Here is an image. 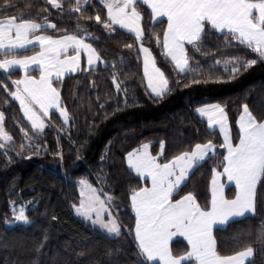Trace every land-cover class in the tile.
<instances>
[{"label": "trees", "instance_id": "16d2710c", "mask_svg": "<svg viewBox=\"0 0 264 264\" xmlns=\"http://www.w3.org/2000/svg\"><path fill=\"white\" fill-rule=\"evenodd\" d=\"M142 9L144 29L159 32L166 27L165 18H162L165 23H156L148 19L150 9L146 5H142ZM97 11L102 18L106 17V7L99 0H91L83 16L79 13L69 16L67 11L61 13L47 0H14L13 7L4 13H22L24 18L40 23L46 16L58 28L68 32L77 31L79 22L78 31L83 34L87 28L93 37L88 39L104 60L95 69L63 78L61 96L72 119L65 125L55 112L49 121L51 125L40 134L42 139L33 138V143L40 144L47 152L30 156L16 153L15 148L24 143L21 127H27L29 132L33 129L17 102L0 86L4 127L13 137L12 147L6 153L0 149V264H138L142 257L137 256L133 235L128 231L129 228L134 229V214L119 201H127L129 186H143L145 182L137 180L136 175L128 170L126 152L150 142L156 154L160 141H164L166 155L171 158L208 139L220 144V134L211 130L196 114V108L204 104L220 103L225 107L234 140L237 133L235 121L245 103L258 118L264 115V61L258 60L257 64L232 78L225 68V61H229V68L232 66V57L255 58V54H249V49L233 47L222 37L210 36L200 52L189 50L192 69L196 73L203 72L202 76H194L192 70L177 73L173 62L166 60L154 44L147 45L154 48L157 64L168 76L171 89L163 98H150L145 91L142 57L138 61L135 48L123 47L125 43H134L138 47L139 42L134 41L133 34L119 27L117 33H108L102 24L95 21ZM87 16L92 19L87 20ZM45 31L51 35L59 34L52 28H45ZM29 50H17V55ZM217 60L219 64L215 63ZM113 62L121 87L127 89V107L124 106L125 93L118 92L112 81ZM18 74L16 70L9 73L0 70V80L12 89L9 77ZM209 75L213 78L209 79ZM193 79L198 82L192 83ZM133 96L138 103H132ZM152 96L155 97L154 94ZM57 151L62 152V160L60 156L53 155ZM220 153H223L222 149L213 158H206L196 165L184 187L185 192L197 193L201 203L205 202V197L210 201L211 167L222 158ZM102 155L104 160H101ZM84 177L105 193L111 191L116 198L113 203L117 207L113 208V214L121 222V236L113 238L74 213L71 205L78 202L77 181ZM13 201L17 205L26 203V214L31 219L29 224L7 226L6 221L12 218ZM256 202L255 214L215 228L218 251L222 255L251 247L254 256L246 264H264V240L261 239L264 187L260 185ZM172 247L174 251H183L187 244L176 239Z\"/></svg>", "mask_w": 264, "mask_h": 264}, {"label": "snow or ice", "instance_id": "6c2138e0", "mask_svg": "<svg viewBox=\"0 0 264 264\" xmlns=\"http://www.w3.org/2000/svg\"><path fill=\"white\" fill-rule=\"evenodd\" d=\"M51 7L59 12L67 11L69 16L79 13L84 15L89 0H47ZM107 8L106 17L102 18L97 11L95 21L104 26L108 33H117L127 29L133 33L134 43H125V49L135 48L136 59H141L143 74L147 79L145 91L150 98H163L169 88V78L158 66L154 44L160 54L173 63L177 73H196L189 63V50L200 52L207 38L216 36L223 38L233 47H244L255 54V58H230L225 61L229 78L239 74L259 61H264V0H101ZM14 5V0H0V70L9 73L17 66L23 69L24 75L11 79L15 85L12 90L9 84L0 80L10 98L19 102L23 116L33 129L21 127L24 143L15 151L23 156L24 150L31 154L47 152L40 144L33 143V138H40L46 123L51 121L55 112L63 118L65 125L72 119L61 96L63 78L72 73L95 69L98 61L104 57L92 43L88 42L87 28L80 34L79 22L77 31L68 32L58 28L45 16L46 24L35 19H26L23 14L4 15ZM142 5L151 9L148 19L163 24L166 17V27L161 31H147L142 26L144 11ZM91 20V16L85 17ZM50 26L57 35L46 34L45 28ZM39 47L32 55L18 56L17 50ZM87 55V68L81 66V53ZM106 63V62H105ZM219 64L220 61H215ZM38 71L39 75H30ZM112 81L117 91H123L124 106L129 105L127 89L121 87L116 75L115 62L111 69ZM213 77L209 75V79ZM222 79L223 77H216ZM197 83L196 79L191 81ZM179 83V81H177ZM207 83V81H205ZM187 86V85H185ZM150 90V91H149ZM155 94V97L152 94ZM132 103H138L136 97H131ZM119 107V100H117ZM103 107V105H101ZM201 117H207L210 127L218 126L223 133V142L215 144L212 139L205 143H196L191 150L181 151L178 155L168 158L164 141H160V151L154 155L150 150V142L140 144L126 152L128 170L136 174L137 180H143V186L136 184L127 189V201L119 203L130 208L134 213V229L129 228L136 241L137 256L142 257L138 264H245V258L253 255L251 247L236 251L232 255H222L218 251L217 237L214 228L230 221L231 218L244 217L257 212V187H264V115L260 118L249 110L247 103L239 118L234 142L232 127L228 113L220 103L204 104L195 110ZM107 116V113H105ZM5 112L0 110V149L5 153L12 147V135L4 127ZM19 123V121H17ZM63 130V129H62ZM59 144V137H57ZM111 143V142H109ZM221 159L211 167V197H205L201 203L197 193L184 191L190 171L200 165L206 158L217 155ZM107 152V148L105 149ZM211 153V155H210ZM63 159L61 151L53 153ZM11 161V157H8ZM104 160V155L101 156ZM150 181V184L148 183ZM79 185L78 202L71 206L75 213L88 221L94 228L98 227L113 238L121 236V222L113 215L117 207L116 199L111 191L105 193L97 188L87 178L77 181ZM227 184L234 185L235 192L231 198L225 194ZM178 197V198H177ZM12 214L15 220L30 223L26 207L21 203L18 208L12 202ZM107 215V219L105 216ZM55 219V217H53ZM11 223V222H9ZM173 238H183L187 247L183 251H174ZM46 239V237H45ZM264 240V229L261 230Z\"/></svg>", "mask_w": 264, "mask_h": 264}, {"label": "crops", "instance_id": "0c3cea01", "mask_svg": "<svg viewBox=\"0 0 264 264\" xmlns=\"http://www.w3.org/2000/svg\"><path fill=\"white\" fill-rule=\"evenodd\" d=\"M106 7V6H105ZM107 9V8H106ZM150 9V8H149ZM150 11H151V9H150ZM162 18H165L166 19V17H162ZM162 18H157V20L158 19H162ZM117 27H119V26H117ZM123 30H125V31H127L128 32V30L127 29H123ZM131 34H133V33H131ZM50 35V34H49ZM134 35V34H133ZM37 48V47H36ZM27 49H31V48H27ZM22 50H24V49H22ZM2 51L3 50H0V53H2ZM142 56V55H141ZM170 59V58H169ZM83 60H84V62H83ZM82 63V65H85V58L82 56V61H81ZM174 63V62H173ZM145 78V82H146V84H147V79H146V77H144ZM150 91V90H149ZM154 94V93H153ZM155 95V94H154ZM210 104H215V103H210ZM222 105V104H221ZM242 110H243V108H242ZM241 110V111H242ZM226 111V110H225ZM58 113V112H57ZM196 114L200 117V118H202V119H204L205 121H206V123H207V117H201L200 116V114L199 113H197L196 112ZM240 114V113H239ZM239 118V115H238V117H237V119ZM207 126L211 129V130H216L219 134H220V136H221V143L223 142V133H221L220 131H219V129H218V126H212V127H210L209 125H208V123H207ZM237 126V131H238V125H236ZM234 142H238V139H236V140H234ZM205 143V142H204ZM143 144V143H142ZM217 145H219V144H217ZM150 150L152 151V149H151V143H150ZM218 150H220L219 148L217 149V151ZM223 150V152L225 151L224 149H222ZM159 151H160V147H159ZM153 152V151H152ZM154 155H155V153H153ZM210 155H211V153H210ZM125 163H126V155H125ZM126 166H127V163H126ZM127 168H128V166H127ZM194 168H195V166H194ZM192 171V170H191ZM191 171H190V173H191ZM134 174V173H133ZM134 175H136V174H134ZM143 181V180H142ZM145 182V181H144ZM149 184H150V181L148 182ZM234 192H235V188H234V185H232V184H227L226 185V188H225V194L229 197V198H231L232 197V195L234 194ZM210 197H211V185H210ZM178 198V197H177ZM74 210V209H73ZM74 213H75V211H74ZM76 214V213H75ZM134 214V213H133ZM77 215V214H76ZM114 215V214H113ZM246 215H248V214H246ZM78 217H80V216H78ZM81 218V217H80ZM108 217H107V215L105 216V219H107ZM239 218H242V217H236V218H231L230 219V221H232V220H234V219H239ZM83 219V218H82ZM85 220V219H84ZM86 221V220H85ZM229 221V222H230ZM88 222V221H87ZM228 223V222H227ZM227 223H225V224H223V225H219L218 227H224ZM218 227H216V228H218ZM98 228V227H97ZM121 229H122V227H121ZM214 230H215V228H214ZM101 231H103L102 229H101ZM104 233H105V231H104ZM133 239H134V237H133ZM176 239H181V240H183V241H185L186 242V240H184L183 238H173V241L174 240H176ZM134 243H135V245H136V241H135V239H134ZM186 244H187V242H186ZM232 255V254H231ZM253 256H254V253H253V255L252 256H250V257H246L245 258V264L248 262V261H250L252 258H253Z\"/></svg>", "mask_w": 264, "mask_h": 264}, {"label": "rangeland", "instance_id": "374dc122", "mask_svg": "<svg viewBox=\"0 0 264 264\" xmlns=\"http://www.w3.org/2000/svg\"><path fill=\"white\" fill-rule=\"evenodd\" d=\"M91 0H89V2H90ZM100 2H101V0H99ZM82 2H83V0H82ZM102 3V2H101ZM103 4V3H102ZM104 5V4H103ZM107 10V9H106ZM159 20V19H158ZM38 23H40V22H38ZM42 24H46V22H45V20L42 22ZM46 28H48V29H51V27L50 26H46ZM46 34H49V33H46ZM51 35V34H50ZM89 37H92V35H90L89 34ZM93 38V37H92ZM88 42L89 43H91V41H90V39H88ZM28 48H31L28 52H26V53H24V54H20V55H18V56H24V55H28V56H30V55H32L33 54V52L34 51H39V47L37 46V48H35V49H32V47L31 46H28ZM20 50H22V49H20ZM141 55H142V53H141ZM82 56L85 58V65H82L81 64V66H82V68H87L88 66H87V55H86V53H84V52H82L81 53V61H82ZM142 57V56H141ZM0 58H2V55H0ZM83 62H84V60H83ZM82 63V62H81ZM98 64H100V61H98L97 62V65ZM96 65V66H97ZM14 70H16V71H18L19 72V74H18V76H15V77H13V78H11V79H15V78H17V77H20V76H23L24 75V72H23V69H21V68H19L18 66L16 67V68H14L13 70H11V71H14ZM3 71V70H2ZM30 75H36V76H38L39 75V72L38 71H35V72H30L29 73ZM15 89V85H13V88H12V90H14ZM9 96H10V93H9ZM11 99H13L14 101H16L14 98H11ZM17 102V104L19 105V102L18 101H16ZM21 113H22V115H23V112H22V110H21ZM59 114V113H58ZM24 117V116H23ZM25 118V117H24ZM61 118V120L63 121V118L62 117H60ZM25 120H26V118H25ZM27 121V120H26ZM28 122V121H27ZM29 123V125H30V122H28ZM51 124H50V122H47L46 123V127L45 128H47V127H49ZM5 143H11L12 144V141L11 142H5ZM24 153H27L28 154V151L25 149L24 150ZM78 184V183H77ZM93 185L94 186H96L97 188H99L97 185H95L94 183H93ZM78 190H79V185H78ZM20 204H18L17 205V208H18V206H19ZM24 205H25V207L27 206L26 205V203H24ZM78 216V215H77ZM9 222H11V223H9ZM30 222H31V219H30ZM19 223H21V224H24L23 222H18V221H16L15 220V217L13 216V214H12V218L11 219H9V220H7L6 221V224H7V226H14L15 224H19ZM29 224V223H28ZM26 225V224H25ZM101 230V229H100ZM103 232H104V230H103Z\"/></svg>", "mask_w": 264, "mask_h": 264}]
</instances>
